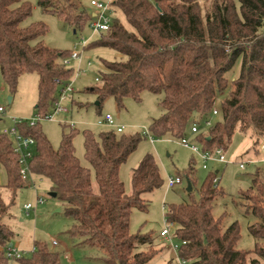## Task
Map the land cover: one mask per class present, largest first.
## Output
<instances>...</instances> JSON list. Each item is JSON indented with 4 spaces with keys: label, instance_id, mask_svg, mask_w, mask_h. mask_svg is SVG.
<instances>
[{
    "label": "trees",
    "instance_id": "16d2710c",
    "mask_svg": "<svg viewBox=\"0 0 264 264\" xmlns=\"http://www.w3.org/2000/svg\"><path fill=\"white\" fill-rule=\"evenodd\" d=\"M38 3L44 12L58 15L75 31L83 30L93 18L78 0ZM110 5L112 12L124 15L128 26L111 16L109 30L99 33L86 49H112L122 57L102 59L100 81L84 92L95 94L98 105L112 96L121 107L124 99L139 100L144 91H150L159 96L162 109L151 120L152 136L184 138L198 124L200 131L193 138L204 150L226 149L236 131L250 133L256 148L264 139V0H113ZM31 12L28 0H0V67L11 93L21 75L38 74L37 113L45 114L74 75V69L63 62L72 50L46 45L42 37L48 26L44 22L23 26ZM214 110L218 114L213 115ZM209 120L213 124L208 127ZM38 124L24 121L18 127L36 141L33 173L51 182V191L75 221L69 235L102 249L107 264L151 261L159 252L153 236L133 234L130 226L133 209L147 210L145 195L164 183L155 155L146 153L132 170L130 191L120 177L121 166L148 136L85 129V157L90 163L86 166L76 153V127L69 124L70 130L63 131L55 148ZM0 165L6 173V182L0 183V264H9L6 250L15 232L3 220L12 215L10 208L27 185L14 142L3 131ZM218 172L208 174L198 199L192 191L191 201L168 205L167 219L176 224L177 237L187 241L179 255L189 264H262L264 173L257 171L250 188L239 195L245 214L256 219L249 225L255 247L246 251L238 246L239 222L225 226V213H214L217 199L225 194L214 183ZM193 174L191 163L186 176L192 186L196 184ZM3 190L9 193L8 202ZM146 245L148 249H140ZM34 247L29 257L17 259L20 264L60 263V251L41 241H35ZM166 264H174L173 259Z\"/></svg>",
    "mask_w": 264,
    "mask_h": 264
},
{
    "label": "rangeland",
    "instance_id": "374dc122",
    "mask_svg": "<svg viewBox=\"0 0 264 264\" xmlns=\"http://www.w3.org/2000/svg\"><path fill=\"white\" fill-rule=\"evenodd\" d=\"M32 5L31 15L23 22L27 26L33 22H44L48 26V31L42 37L44 43L50 47L61 50H72L80 52V58H71L69 66L74 69V75L70 84L74 91H67L65 99L61 100L64 109L55 110L52 118H42L38 126L47 136L50 143L58 148L62 139L63 131H69L71 124L78 132L74 138L76 153L83 165L90 166L85 157L83 130L90 129L95 133L113 129L109 125H100L98 120L101 116L110 113L114 116L115 122L126 125L125 133L143 132L150 127L151 120L161 115V107L158 103L159 96L144 91L139 100L132 97L124 99L123 106H119L117 100L109 96L100 105L97 103V96L84 92L85 88L94 86L97 82L95 78L104 69L102 59H121L122 55L112 49L99 48L87 50L89 43L99 37V33L93 32L89 25L83 30L75 31L74 27L67 24L61 17L53 13L42 10L38 0H28ZM79 3L89 12L94 13L96 9L91 5L92 0H78ZM105 4H111L113 0H99ZM112 16L119 17L128 26L124 15L120 12H112ZM87 40L86 45L82 41ZM91 61V64H89ZM240 64L235 68L238 73ZM79 71V72H78ZM233 74V76L237 74ZM38 79L37 73H25L19 77L17 89L10 92L2 75L0 67V106H4L6 111L0 114V132L14 124L12 117L24 121H33L38 117ZM13 100L9 102L8 97ZM72 99L75 102H72ZM190 132L187 138L197 143ZM143 137L138 148L129 156L127 161L121 166L120 177L127 189L131 190L132 170L140 163L141 159L148 152L155 155L164 179L162 187L154 192L145 195L148 201L147 210L134 208L131 217V233H150L153 236V246L159 249L155 257L147 264H166L173 259L174 264H178L177 254L173 249L167 247L160 232L166 225V214L168 205L191 201L187 191L188 177L186 172L191 163L194 165L192 178L196 181L193 186L194 197L199 198V188L211 172L219 171V187L224 189L225 194L219 196L214 207L216 216L224 215V225L228 226L234 221H238L241 229V239L239 248L250 251L255 247V239L249 232V225L256 219L251 215H246L243 206L239 204V195L252 185V176L260 171L264 173V167L255 168L250 166L247 170L239 167L238 161L246 157L255 155L254 140L250 133L236 131L232 142L225 149L229 163L213 161L208 163V168L203 167V161L199 154L191 148L182 144V138H172L170 136L157 138L153 136ZM264 140V139H263ZM179 175L183 178L181 184L169 187L167 180L170 176ZM0 181L6 182V173L0 165ZM37 188L27 186L23 188L16 197L10 208L11 216L4 218V222L11 226L15 232L13 246L25 251L24 256L32 254L35 241L46 243L52 250L61 252L59 264H107L104 261L105 252L97 246L89 243H82L79 237H72L68 231L74 225V219L65 211V205L56 197L51 195V182L44 177L35 178ZM4 199L9 201V193L2 191ZM43 196L45 201L35 210L27 213L26 203H35L37 196ZM235 200V203H234ZM58 244L54 245L53 240ZM178 242V239H175ZM148 249L147 245L140 248ZM29 251V252H26ZM264 264V259H260ZM9 264H20L17 259L9 261Z\"/></svg>",
    "mask_w": 264,
    "mask_h": 264
},
{
    "label": "built area",
    "instance_id": "2783aa9c",
    "mask_svg": "<svg viewBox=\"0 0 264 264\" xmlns=\"http://www.w3.org/2000/svg\"><path fill=\"white\" fill-rule=\"evenodd\" d=\"M91 5L96 9V11L92 14L93 18L90 21V28L93 30V32L101 33L104 31L109 30L111 26V16H112V8L110 4H105L99 0H92ZM83 45H86L87 40L82 41ZM80 52L72 51L71 55L69 57H66L63 62L68 68H72L69 66L71 58H80L81 55ZM89 64H91V61H89ZM79 72V71H78ZM96 82L100 81V77L97 76L95 78ZM67 91L73 92L74 89L69 83L66 88L62 91L59 99L55 102L53 108L55 110H61L64 109L61 105V100L65 99ZM6 111V108L4 106H0V114H4ZM218 114L217 110H214L213 115ZM53 113L47 112L45 114H38L37 118H34L33 121H30L29 123L31 125H35L37 122L40 121L42 118H52ZM12 120L14 124L8 128H5L3 132L7 134L14 142V150L18 154L19 157V164H20V174L22 176V179L24 180L25 184L27 186H34L37 188L35 178L38 177L35 175L31 169V160L35 154L36 150V141L32 136L24 135L18 125L24 120L17 119L16 117H12ZM98 123L100 125H109L113 129H116L117 132H124L126 129V125L118 124L115 122L114 116L110 113H107L105 116H101V118L98 120ZM213 124V120L207 121L206 125L209 127ZM200 131V127L198 124H194L191 128V133L196 134ZM145 135L150 137L152 140L153 136L151 135L149 129L143 131ZM182 144L186 147L191 148L194 152L198 153L200 158L203 161V167L208 168V163L213 161H218L221 163H229L230 160L227 158V155L225 153V149L222 147H218L214 150H204L201 149L197 143L191 142L187 137L182 138ZM239 167L242 170H247L248 167L252 166L255 168L264 167V140L260 141L258 145L256 146V154L246 157L244 159H240L238 161ZM219 177L217 176L214 179L215 184H219ZM183 182V178L179 175L176 176H170L167 180L169 187H175L178 184H181ZM45 201L43 196L38 195L36 198L35 203H26L25 209L27 213H30L31 210H35L39 205L43 204ZM176 224L174 222L166 220V225L160 232V236L163 238L165 244L167 247L171 248L176 252V256L178 259V264H189V261L182 258L179 255L180 250L182 249V246L187 244L186 240H180L176 235ZM175 239H178V242H175ZM53 244L57 245L58 241L53 240ZM35 247L32 249L31 252H33ZM29 252V251H26ZM25 251L20 250L17 246L10 245L6 250V256L9 258V260L18 259L24 256Z\"/></svg>",
    "mask_w": 264,
    "mask_h": 264
},
{
    "label": "water",
    "instance_id": "95a60500",
    "mask_svg": "<svg viewBox=\"0 0 264 264\" xmlns=\"http://www.w3.org/2000/svg\"><path fill=\"white\" fill-rule=\"evenodd\" d=\"M8 99H9V102H11L12 99H13V97H12V96H9ZM97 103H98V101H97ZM192 190H193L192 183H191V181L188 179V183H187V191H188V192H192ZM51 195L54 196V197H56V193H55V192H51ZM11 245H12V244H11Z\"/></svg>",
    "mask_w": 264,
    "mask_h": 264
},
{
    "label": "crops",
    "instance_id": "0c3cea01",
    "mask_svg": "<svg viewBox=\"0 0 264 264\" xmlns=\"http://www.w3.org/2000/svg\"><path fill=\"white\" fill-rule=\"evenodd\" d=\"M13 100V99H12ZM254 148V147H253ZM254 151H255V154H256V148H254ZM0 183H1V181H0ZM2 184V183H1ZM55 240V239H54Z\"/></svg>",
    "mask_w": 264,
    "mask_h": 264
}]
</instances>
